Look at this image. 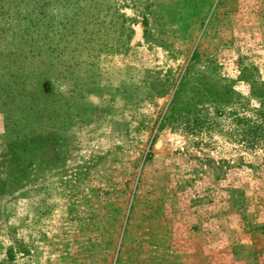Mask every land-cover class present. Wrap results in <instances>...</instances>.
<instances>
[{"label":"rangeland","instance_id":"374dc122","mask_svg":"<svg viewBox=\"0 0 264 264\" xmlns=\"http://www.w3.org/2000/svg\"><path fill=\"white\" fill-rule=\"evenodd\" d=\"M98 1L86 26L129 37L63 54L81 90L46 84L44 147L14 153L15 189L0 195V264H264V133L237 121L253 117L241 78L264 89V0ZM43 2L0 0V79L25 97L55 44L30 36ZM194 54L191 73L234 80L241 102L192 135L157 127Z\"/></svg>","mask_w":264,"mask_h":264},{"label":"trees","instance_id":"16d2710c","mask_svg":"<svg viewBox=\"0 0 264 264\" xmlns=\"http://www.w3.org/2000/svg\"><path fill=\"white\" fill-rule=\"evenodd\" d=\"M33 1L36 2L37 0ZM81 1L45 0L43 2L45 6L42 9L39 10L36 6H33L29 10L30 15H33L29 20L30 22L32 21L31 25L34 26L38 22L42 25V27H35L31 30L30 36H33L32 40L36 42L38 38H44L51 43H55L53 46L47 45L50 49L48 59L42 61L47 68L46 70H39V76L31 79L32 87H34L33 90H30L29 97H25L22 92H17L14 89L16 88L15 85L18 84L15 79H0V112L5 116V130L0 135V145L3 146L0 149V158L3 159L0 168H4L2 172L4 179L0 180V195L4 193V189H6L7 193H11L15 189L11 179L13 176L12 166L14 165L12 161L14 160V153L30 149L41 151L44 147L42 144L45 142L46 137L43 133V124L51 118L50 113H52L47 105L54 103V96H56L54 92H46V84L50 81L60 84L61 82L65 83L69 78L70 86L81 90L76 80H72L73 78L70 76L62 74L60 67L65 57L73 58L75 52L79 56L81 54L79 47L92 46L98 41L105 46L108 45L105 41L109 40L111 41V46L114 45L113 47L117 48L124 36V39L129 37V32L128 36H126L127 29L125 28L118 30V33L113 35L112 38L108 37L110 34L105 30L99 32L94 30V28H88L86 23H94L93 19L99 15V5L96 6L99 1L84 0L88 9L87 13H83L85 11L84 7L79 6L82 3ZM64 3H66L65 7H70V13H67V9L62 6ZM18 5L19 2H16L13 6L17 7ZM90 7L92 12L94 10L95 13L89 11ZM60 12H64L62 16ZM67 16H73L74 18L72 17L68 20ZM89 17H92V19ZM67 23L69 24L66 25ZM20 24L18 22L17 25L23 29ZM25 27L24 29L27 30L28 27ZM59 46L61 48H58ZM194 56L196 55H193L181 73L171 102L167 105L164 112L158 115L157 127L173 125V128H179L185 134L192 135L193 131L205 124H208L209 127L218 125V118L225 113V107H227L228 103L241 102V95L234 90V80L212 73H200L197 75L191 73L190 68L196 62ZM57 64H59V68ZM53 68L58 69L57 72H54ZM45 71H53L55 74L53 76L49 74L45 76ZM4 73H7V71ZM241 80L249 84L250 93L247 97H244L243 101L248 108L253 109V114H251L253 117L246 118V116L245 120L240 121L239 118L237 121L243 125L242 133L244 136L248 134L252 136L259 135L264 133V89L262 84H259L256 79L241 78ZM144 86L148 88V85ZM88 91V88H86V92ZM22 95L26 99H21ZM78 97H81V95ZM17 101H19L17 106L24 104L25 107L16 112L11 107V104L17 103ZM207 106L212 108L211 114H208L209 116L202 114L206 111L205 107ZM23 112L24 114H22ZM19 120H21L20 123ZM18 124L21 125L18 126Z\"/></svg>","mask_w":264,"mask_h":264}]
</instances>
